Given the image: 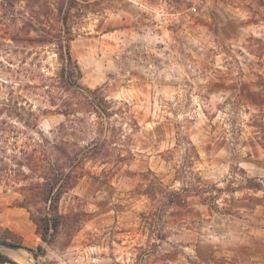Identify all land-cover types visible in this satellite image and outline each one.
<instances>
[{"label":"rangeland","instance_id":"rangeland-1","mask_svg":"<svg viewBox=\"0 0 264 264\" xmlns=\"http://www.w3.org/2000/svg\"><path fill=\"white\" fill-rule=\"evenodd\" d=\"M61 6L81 85L118 109L107 144L70 165L68 218L45 244L19 206L40 180L33 138L64 122L68 140L101 138L73 134L99 112L69 92L61 113L58 48L34 29L58 32ZM0 164L23 174L0 176V229L46 249H0L18 264H264V190L251 187L264 186V0H0ZM170 190L186 205H167Z\"/></svg>","mask_w":264,"mask_h":264},{"label":"trees","instance_id":"trees-1","mask_svg":"<svg viewBox=\"0 0 264 264\" xmlns=\"http://www.w3.org/2000/svg\"><path fill=\"white\" fill-rule=\"evenodd\" d=\"M59 13L62 16V27L59 31L50 32V36L43 34L42 28H34L37 33L41 36L44 43H54L58 48V56L61 62V69L58 73L61 85L57 86L61 89L57 92L58 100L62 106V114L67 118L71 114L68 109H70L73 103H70L66 97V93L71 92L73 97L79 98L80 104L88 106L95 111L99 112V127L92 123H84L81 126H76L73 134L75 133H95L101 134V138L93 137L92 140L86 145L80 144L79 141L68 140L67 138V125L66 123H60L56 130H54L55 136L50 139L48 136H41L38 138H33L32 148L28 150V160H32L35 165L38 166V171H40V180H33L22 186V191H24V199L20 202V207H25L30 211V218L36 224V232L40 236L41 240L45 244H51L54 242L58 235L61 227L65 224L68 216L60 212V201L63 195L73 187L76 183V174L73 173L71 166L73 167L77 163L82 162L86 156V153L90 151L91 146H97L99 142L102 145L107 144L108 135L107 132L113 131L114 125H112L111 118L117 114L116 109L112 101H109L103 94L102 88L98 87L96 89L84 88L80 79L82 78V70L79 66L78 61L74 58L71 51V27L68 22V9H64L62 6L58 8ZM45 36V37H44ZM55 90H49L48 96L54 97ZM248 95H252L249 92ZM56 100H53L54 105H58ZM69 120V119H68ZM107 126L105 125V123ZM29 125V124H28ZM96 129V130H95ZM102 136L104 137L102 139ZM6 142V141H4ZM22 150V149H21ZM49 164H45V160H49ZM42 163V165H38ZM0 164V176L9 179L11 171H14V175L22 174L19 169L9 168V165L1 166ZM71 165V166H70ZM5 172V173H4ZM4 173V174H3ZM13 175V173L11 174ZM23 175V174H22ZM153 181L150 182L148 186V191L146 192L151 197V189L153 188ZM152 184V185H151ZM251 187L257 189H263L262 183L251 184ZM167 196V205H186V200L179 190H170ZM38 204L43 206L37 207ZM34 209V210H33ZM0 240L17 245L21 248H28L36 256L45 254V247L39 244L36 249L27 247L20 235L13 231L0 229ZM0 264H18L12 257L0 251Z\"/></svg>","mask_w":264,"mask_h":264},{"label":"water","instance_id":"water-1","mask_svg":"<svg viewBox=\"0 0 264 264\" xmlns=\"http://www.w3.org/2000/svg\"><path fill=\"white\" fill-rule=\"evenodd\" d=\"M0 249H8V250H14V251H17V250H20L21 247L0 240Z\"/></svg>","mask_w":264,"mask_h":264},{"label":"bare ground","instance_id":"bare-ground-1","mask_svg":"<svg viewBox=\"0 0 264 264\" xmlns=\"http://www.w3.org/2000/svg\"><path fill=\"white\" fill-rule=\"evenodd\" d=\"M19 258H20V256H19ZM20 259H21V258H20ZM21 260H22V259H21ZM21 260H20V261H21ZM30 260L32 261V259H30ZM24 262H25V261H24ZM25 263H27V262H25Z\"/></svg>","mask_w":264,"mask_h":264}]
</instances>
